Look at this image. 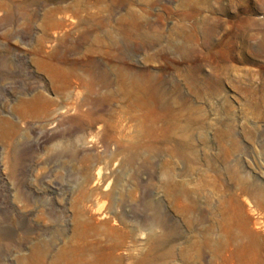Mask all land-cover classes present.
<instances>
[{
	"label": "rangeland",
	"instance_id": "374dc122",
	"mask_svg": "<svg viewBox=\"0 0 264 264\" xmlns=\"http://www.w3.org/2000/svg\"><path fill=\"white\" fill-rule=\"evenodd\" d=\"M0 264H264V0H0Z\"/></svg>",
	"mask_w": 264,
	"mask_h": 264
},
{
	"label": "bare ground",
	"instance_id": "6f19581e",
	"mask_svg": "<svg viewBox=\"0 0 264 264\" xmlns=\"http://www.w3.org/2000/svg\"><path fill=\"white\" fill-rule=\"evenodd\" d=\"M195 69H196V68H195ZM193 72H197V71H194V70H193ZM190 75H191V74H190ZM195 77H196V76H195ZM192 79H193V78H192ZM205 80H206V79H205ZM204 82H205V81H204ZM134 85H135V84H134ZM190 85H191V83H190ZM202 85H203V84H202ZM142 86H143V85H142ZM145 87H146V86H145ZM149 90H150V89H149ZM151 90H152V89H151ZM143 92H144V91H143ZM151 92H152V91H151ZM145 93H146V92H145ZM141 94H144V93H141ZM146 95H147V94H146ZM146 95H145V96H146ZM145 96H144V97H145ZM147 96H148V99H149V95H147ZM140 97H141V96H140ZM155 97H156V96H155ZM148 99H147V100H148ZM153 100H154V99H153ZM157 100H158V99H157ZM159 100H160V99H159ZM148 103H149V102H148ZM156 103H157V102H156ZM158 103H159V102H158ZM158 103H157V104H158ZM162 103H163V101H162ZM142 104H143V103H142ZM160 104H161V103H160ZM154 107H155V106H154ZM162 109H163V108H162ZM162 109H161V110H162ZM161 115H162V114H161ZM161 115H160V116H161ZM157 116H158V114H157ZM160 116H159V117H160ZM161 117H162V116H161ZM98 173H99V172H98Z\"/></svg>",
	"mask_w": 264,
	"mask_h": 264
}]
</instances>
